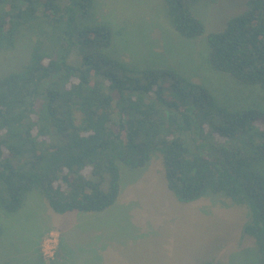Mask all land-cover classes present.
I'll list each match as a JSON object with an SVG mask.
<instances>
[{"label": "trees", "instance_id": "trees-1", "mask_svg": "<svg viewBox=\"0 0 264 264\" xmlns=\"http://www.w3.org/2000/svg\"><path fill=\"white\" fill-rule=\"evenodd\" d=\"M198 1L162 0L183 38L205 34ZM94 3L0 0V52L23 29L38 31L26 62L0 76V208L13 213L38 190L57 214L100 212L119 195L118 163L141 168L159 156L177 201L213 193L247 208L243 233L264 264V0H246L205 35L211 68L262 93L240 107L170 68L112 56L111 28L93 21Z\"/></svg>", "mask_w": 264, "mask_h": 264}, {"label": "rangeland", "instance_id": "rangeland-1", "mask_svg": "<svg viewBox=\"0 0 264 264\" xmlns=\"http://www.w3.org/2000/svg\"><path fill=\"white\" fill-rule=\"evenodd\" d=\"M245 1L199 0L193 12L206 31L194 39L174 31L162 0H95L93 21L111 28L108 52L117 59L138 68H170L204 86L221 105L240 107L260 103L262 93L211 68L205 35ZM36 33L23 29L14 48L0 52V76L26 62ZM46 45L56 54L51 40ZM68 60L78 61L76 50ZM118 170L117 200L100 212L57 214L38 190L13 213L0 208V264H259L253 239L243 233L246 207L213 193L177 201L159 156L141 168L118 163Z\"/></svg>", "mask_w": 264, "mask_h": 264}]
</instances>
